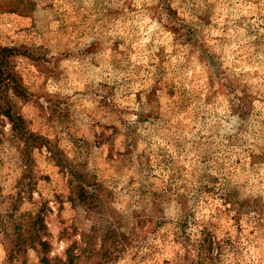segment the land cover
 Returning <instances> with one entry per match:
<instances>
[{
	"label": "rangeland",
	"instance_id": "obj_1",
	"mask_svg": "<svg viewBox=\"0 0 264 264\" xmlns=\"http://www.w3.org/2000/svg\"><path fill=\"white\" fill-rule=\"evenodd\" d=\"M0 213V264H264V0H0Z\"/></svg>",
	"mask_w": 264,
	"mask_h": 264
},
{
	"label": "trees",
	"instance_id": "obj_2",
	"mask_svg": "<svg viewBox=\"0 0 264 264\" xmlns=\"http://www.w3.org/2000/svg\"><path fill=\"white\" fill-rule=\"evenodd\" d=\"M17 122L16 120L14 121L13 127L17 130V132L20 130V126H16ZM80 191L78 192V196L77 199L80 201ZM20 194V193H18ZM21 198V197H19ZM10 210H8L6 212V215L8 216H13L15 214V212H18V210L15 208V203L16 201L10 202ZM2 213H0V235H5V226H3L2 224ZM27 219V224H26V228H24V226L22 225H17V227L15 226V230H17L18 232V237L20 238L21 242L23 245L27 244V243H32L34 242V240H38V244L40 245L41 248H44L47 246V242L42 241L41 237H40V231H41V220H39V215H35L33 217H31L30 215H27L26 218ZM183 227H185V225H183ZM23 229V230H22ZM201 234L203 235V238L201 239V242L199 243L197 249H198V253H197V262L195 264H207L209 261L212 263L213 258L209 253V251H212L213 249V242H215V246L217 245V253H216V257L218 256V254H220L223 250V246L222 244L216 240V238L214 237V232L212 230H209V228H204L202 231H200ZM227 240L230 241V246L234 249V246H232L233 242L230 240V238H227ZM224 244V243H223ZM17 250H23L21 245H17L16 246ZM13 255L11 254L12 258ZM73 249L68 248L65 252V260L63 262L59 261L57 262V264H74V260H73ZM41 261L44 263H48L50 264L49 260L43 256H41ZM187 260V259H186ZM185 264V263H183ZM189 264H194V262H191Z\"/></svg>",
	"mask_w": 264,
	"mask_h": 264
}]
</instances>
